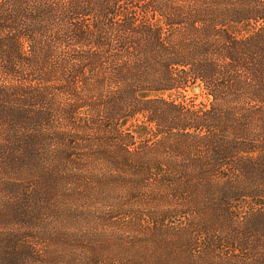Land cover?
Here are the masks:
<instances>
[{
	"label": "trees",
	"instance_id": "obj_1",
	"mask_svg": "<svg viewBox=\"0 0 264 264\" xmlns=\"http://www.w3.org/2000/svg\"><path fill=\"white\" fill-rule=\"evenodd\" d=\"M2 194L31 258L46 236L27 230L78 239L102 198L157 235L191 228L199 264H264V0H0ZM224 248L240 260H213Z\"/></svg>",
	"mask_w": 264,
	"mask_h": 264
},
{
	"label": "rangeland",
	"instance_id": "obj_2",
	"mask_svg": "<svg viewBox=\"0 0 264 264\" xmlns=\"http://www.w3.org/2000/svg\"><path fill=\"white\" fill-rule=\"evenodd\" d=\"M187 95L195 99L197 103L209 102V96H207L204 88L201 84H195L188 88ZM124 128H129L134 131H138V125H134V120L128 121L123 125ZM129 187L125 184L112 187L107 186V193L110 189L115 188L117 190L118 197H125L127 199ZM140 195V198H143ZM6 194L0 196V213L4 207V197ZM102 198L98 199L95 206V214L90 220L83 221L82 227H68L67 233L77 234L78 239L75 240H63L61 237L62 231L57 229V233H53L52 226L42 227L39 230H27V234L37 235L40 232L46 236L44 245L40 246V251L34 254V257L27 256L30 248V244L27 240H30L28 236L21 238L16 243L14 248L6 240L8 233L17 229L12 228L7 222H4L0 217V255L4 252H9L16 257L21 264L44 263V264H69L71 260H92V264H156L154 260H168L170 263L176 256H180L182 260L190 264H197L204 262L203 260H210L206 258L202 246H196L195 250L189 251L188 247H184L183 239L189 236H197L194 232H191V228L173 227L163 228L162 233L157 235L156 228H153L149 223L148 217L143 215L146 211L145 208L135 206L133 212L130 213L128 218H124V212L116 211L112 212L110 204L113 201L107 202ZM132 201V200H131ZM136 203V201H133ZM142 202V201H140ZM144 202V201H143ZM144 211V212H141ZM110 215L114 221H117L120 225L112 226ZM116 218V219H115ZM139 218V224L134 219ZM89 219V218H88ZM129 227H126L125 222H128ZM175 221V220H172ZM4 222V223H3ZM48 222V221H47ZM111 224V225H110ZM169 225H174L168 222ZM61 227V226H60ZM98 228L97 231H95ZM97 232V233H94ZM56 232V231H54ZM213 234L209 233L207 236H201L202 239L213 237L214 235L220 236L221 232L218 231ZM89 234V235H88ZM43 236V237H45ZM1 237L5 238V241ZM198 237V236H197ZM165 244H170L174 249L171 253L165 249ZM201 245V242H200ZM28 251V252H27ZM179 255H178V253ZM21 253V254H20ZM46 253V255H45ZM213 260H240V258L234 255L229 248H224L222 252L214 253ZM188 260V261H187ZM41 261V262H39ZM213 264V263H207Z\"/></svg>",
	"mask_w": 264,
	"mask_h": 264
}]
</instances>
